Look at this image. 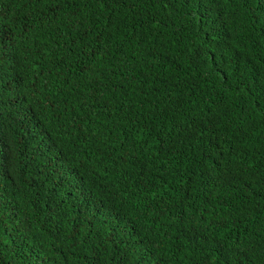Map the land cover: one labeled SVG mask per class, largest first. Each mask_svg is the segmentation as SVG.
<instances>
[{"label": "trees", "instance_id": "obj_1", "mask_svg": "<svg viewBox=\"0 0 264 264\" xmlns=\"http://www.w3.org/2000/svg\"><path fill=\"white\" fill-rule=\"evenodd\" d=\"M0 264H264V0H0Z\"/></svg>", "mask_w": 264, "mask_h": 264}]
</instances>
